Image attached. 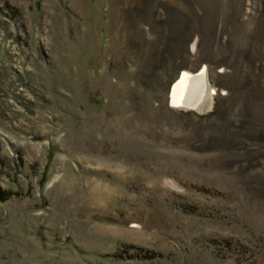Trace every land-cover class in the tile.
Masks as SVG:
<instances>
[{"label": "rangeland", "instance_id": "rangeland-1", "mask_svg": "<svg viewBox=\"0 0 264 264\" xmlns=\"http://www.w3.org/2000/svg\"><path fill=\"white\" fill-rule=\"evenodd\" d=\"M1 192L0 264H264V0H0Z\"/></svg>", "mask_w": 264, "mask_h": 264}, {"label": "bare ground", "instance_id": "bare-ground-1", "mask_svg": "<svg viewBox=\"0 0 264 264\" xmlns=\"http://www.w3.org/2000/svg\"><path fill=\"white\" fill-rule=\"evenodd\" d=\"M169 89V102L172 107L191 109L200 113L212 105L214 88L208 82L205 68L199 71L181 70Z\"/></svg>", "mask_w": 264, "mask_h": 264}, {"label": "trees", "instance_id": "trees-1", "mask_svg": "<svg viewBox=\"0 0 264 264\" xmlns=\"http://www.w3.org/2000/svg\"><path fill=\"white\" fill-rule=\"evenodd\" d=\"M5 195H6V194H4V193L1 192V193H0V199H1V200H4V199H5Z\"/></svg>", "mask_w": 264, "mask_h": 264}]
</instances>
